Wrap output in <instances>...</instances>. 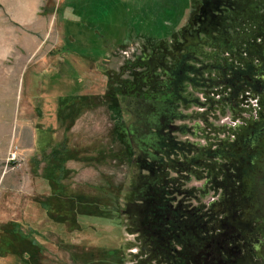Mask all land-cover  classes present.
Wrapping results in <instances>:
<instances>
[{
  "label": "rangeland",
  "instance_id": "obj_1",
  "mask_svg": "<svg viewBox=\"0 0 264 264\" xmlns=\"http://www.w3.org/2000/svg\"><path fill=\"white\" fill-rule=\"evenodd\" d=\"M198 2L0 0V231L13 221L22 228L30 227L26 221L42 213L40 200L49 196L51 186L43 178L47 165L44 154L63 141L74 152V157L65 161L69 172L62 180L64 190L70 196L105 197L109 200L106 207L113 213L111 218L78 213L79 225L66 228L67 243L59 229H52L57 234H50L43 243V264H134L140 259L133 255L139 252L137 239L123 210L136 200L138 189L153 181L147 174L149 169L140 168L136 162L146 139L141 127L150 125L153 115L159 114V120L164 108L160 100H166L162 90L170 72L145 54L171 48L181 32L191 27ZM68 28L74 41L68 38ZM122 39L127 42L117 44ZM67 41L78 54L61 52ZM87 42L96 45L95 53L102 51L97 61L80 55L87 51L82 47ZM165 57L166 67L174 72L177 63ZM185 61L198 68L205 62L192 56ZM215 68L197 74L202 83L182 82L181 94L189 101L185 106L177 105L174 112L172 124L180 127L170 134L176 140L206 144L208 137L223 138L228 127L233 128V113L217 103L228 93V87L209 79L215 76ZM72 69H77L80 77ZM108 74L113 77V90H118L106 101ZM76 77L80 81L77 92L91 96L94 103L83 108L70 130L63 133L56 119L57 97L75 91ZM212 99L216 100L214 104L210 103ZM213 126L227 128L215 131ZM44 144H49L45 152L41 147ZM36 161L39 164L33 173ZM201 184L193 179L187 187ZM154 206L149 201L146 209ZM81 246L83 257L78 251ZM92 252L97 255L90 259ZM14 258L8 254L0 258V264H21Z\"/></svg>",
  "mask_w": 264,
  "mask_h": 264
},
{
  "label": "flooded vegetation",
  "instance_id": "obj_2",
  "mask_svg": "<svg viewBox=\"0 0 264 264\" xmlns=\"http://www.w3.org/2000/svg\"><path fill=\"white\" fill-rule=\"evenodd\" d=\"M220 1L206 0V22L197 16L199 0L191 27L174 42L182 43L180 50L173 45L145 54L168 71L167 55L174 63L190 56L204 64L211 60L208 72L215 66L216 74L209 78L228 87L217 103L236 122L223 138L204 134L206 144L188 141L177 144L171 156L160 152L159 167H148L151 156L143 149L136 162L160 181V196L155 209H146L147 195L137 192L138 199L123 210L137 239L139 252L133 255L140 259L134 264H264V0ZM247 92L258 97L254 117L239 113ZM170 117L160 114V126ZM193 179L201 186L187 187Z\"/></svg>",
  "mask_w": 264,
  "mask_h": 264
},
{
  "label": "trees",
  "instance_id": "obj_3",
  "mask_svg": "<svg viewBox=\"0 0 264 264\" xmlns=\"http://www.w3.org/2000/svg\"><path fill=\"white\" fill-rule=\"evenodd\" d=\"M71 13L78 18L73 9ZM65 19L66 21H72L71 19ZM81 21L84 22L83 20ZM94 31H96V28ZM67 34L68 38H72L74 41L73 35L71 34V28H68ZM146 40L150 41L149 39ZM126 42L127 39H122V41H118L117 44L120 43L121 45H124ZM108 43L109 41L103 42L101 47H105V44ZM95 46L96 45H91L90 42H87L82 46L87 49V51L80 52V55H82L84 58L91 59V61H97L98 59L95 58L100 57L99 54H102V51L95 53L96 51L93 50L96 49ZM84 48L81 50H85ZM73 50L75 49L69 44L68 41L67 45L64 44L61 47V52L63 54L65 53L64 55H71L72 53L78 54V52H75L77 50ZM90 51L93 53H90ZM69 63L73 66L71 61ZM207 67L208 64L204 63L202 68H198L194 67L192 64H189L188 61H180L177 63V67L175 68L176 70L174 72L170 70L169 80L166 82V87H164L163 90L161 89L163 93L162 97L166 98V100H160V106H164V108H161L160 114H164L165 111H168L169 109L168 112L172 113V116L170 117L171 119L169 121H165L166 123L164 126H160V118L159 120L156 119V116L158 118L159 114L153 115V118L151 119L152 121L150 122L151 124L148 126L145 125L144 128L141 127L144 129L141 134H143L146 139L143 140L145 145L141 146L140 150L142 153L143 149L150 153L151 157L147 161L148 167H159L160 152L164 155L166 154L171 156L176 152V145L183 144L182 141H177L174 135L170 134L172 131H175L174 129L180 127L172 124V121L175 119L174 112L176 111L177 105H180L181 103V105L185 106L189 101L187 96L185 97L181 94L182 82L184 80H188L192 85L202 83V78L200 79L197 77V74L202 70L204 71V69L205 71H202L203 73L208 72ZM72 70L78 74L77 69ZM188 72H191L192 75L190 74V76H188ZM108 75L107 88L104 92L106 101H109L110 96L113 98L114 91L116 93L118 90V88L113 90L111 84V79L113 77L111 74ZM78 77H80L79 74ZM79 83V78L76 77L74 82L75 91L72 90L70 94L57 97L56 119L59 126L62 128L63 133H67L70 130L75 118L80 112L83 111V108L94 103L90 99L91 96L88 97L87 95H82L77 92ZM95 99L98 100L97 97H95ZM160 129L165 130V132H160ZM48 145L49 144H44V146H41L44 152ZM72 157H74V152L66 146L65 141L61 142L60 145L56 144L52 146L50 153L45 152L44 159L46 158L45 160L47 161V165L43 169V178L47 181V184H49L48 186H51L49 189V196L40 200V208L42 213L32 220L26 219V222L31 224L30 227L25 226L22 228L21 224L17 221L10 222L8 227H3V230L0 231V258H4L9 254L14 256V259H16L18 263L21 264H43L41 262V257L44 251L43 243L45 240L47 241L50 239V234H55L52 229H59L61 234H64L62 238L63 242L67 243L69 234L68 231L66 232V228L67 226L77 227V225H79L76 220L78 218V213L84 215V217L86 215H94L104 218L113 217V213L110 214V210L106 207L107 203L109 202L107 198L97 196L95 199L86 197L84 194H74L70 196L64 190L65 186L63 185L62 180L64 179L65 174L69 172V170L65 167V161ZM139 159H142V155ZM38 164V161L34 162L35 166L33 168V173H35V169L37 168L36 165ZM150 179H153V181L149 180L147 184L140 188L141 191L138 189V193L140 194L139 197L144 196L145 198V195H147V201L155 204V201H157L159 199L158 197L160 196V181L157 179V177ZM107 184L109 187H111L109 183ZM50 196H52L53 199H49ZM139 204L141 206V203ZM42 217L46 219H42ZM52 222L56 224L57 227H53L52 224H50ZM14 243H16V246L18 247L14 248ZM21 247L22 249H20ZM78 251H80L81 256L83 257V253H85L84 246L79 247ZM104 254L108 256V253ZM90 255V259H92L97 255V252H92Z\"/></svg>",
  "mask_w": 264,
  "mask_h": 264
},
{
  "label": "built area",
  "instance_id": "obj_4",
  "mask_svg": "<svg viewBox=\"0 0 264 264\" xmlns=\"http://www.w3.org/2000/svg\"><path fill=\"white\" fill-rule=\"evenodd\" d=\"M227 54V53H225ZM239 113L241 117H251L256 116L259 110V104H258V97L256 95H252L251 93L247 92L246 95L241 96V102L239 105ZM237 118H240L238 116ZM233 122L231 124H235V120L232 117Z\"/></svg>",
  "mask_w": 264,
  "mask_h": 264
},
{
  "label": "water",
  "instance_id": "obj_5",
  "mask_svg": "<svg viewBox=\"0 0 264 264\" xmlns=\"http://www.w3.org/2000/svg\"><path fill=\"white\" fill-rule=\"evenodd\" d=\"M200 1H201L202 5L200 6V9H199V11H198V13H197V16H198V17H205L204 10L207 8V2H206V0H200ZM220 2H222V1L218 0L217 3H220ZM204 21L207 22L206 17H205ZM206 22H205V23H206ZM195 31H196V33H197V36L199 37V32L201 31V29H198V30H195ZM176 43H177V44H174L175 49H176V50H180V49H181V45H182V43H180V42H176ZM172 47H173V46H172Z\"/></svg>",
  "mask_w": 264,
  "mask_h": 264
}]
</instances>
